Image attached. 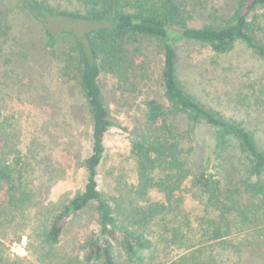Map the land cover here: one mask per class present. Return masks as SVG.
I'll use <instances>...</instances> for the list:
<instances>
[{
	"label": "trees",
	"instance_id": "trees-1",
	"mask_svg": "<svg viewBox=\"0 0 264 264\" xmlns=\"http://www.w3.org/2000/svg\"><path fill=\"white\" fill-rule=\"evenodd\" d=\"M51 1L20 0L31 17L41 23L47 45L56 50L62 34L70 38L58 76L65 75L67 81L75 82L89 115L90 150L81 160L86 181L74 195L49 202L42 210L44 203L37 196L33 180L42 168L41 153L47 146L41 140L28 149L12 144V116L4 113L0 96V228L16 230L17 225L14 228L12 223L30 219L40 245L39 264H73L68 254L57 253L56 245L69 220L92 208L97 219L81 234L78 264H154L153 258L146 260L143 255L153 247L149 223L165 209L172 218L163 227L160 225L161 235L172 234L169 246L184 238L180 223L173 224L181 219L185 195L202 202L204 212L197 215L196 231L199 241L208 246L225 242L233 227L240 230L245 222L261 220L253 214L262 208L255 199L264 203V135L244 120L224 114L187 86L176 43L201 42L223 55L241 40L264 60V12H259L264 9V0H236L223 21L201 24L194 22L188 2L181 0H70L73 8H61ZM2 14L0 11V30L6 28L2 34L9 37L12 26ZM59 20L84 24L86 28L55 27L52 21ZM150 51L160 57L157 82L161 90L144 100L140 126L130 129L120 125L131 134L130 153L137 174L130 190L136 199L122 209L100 189L105 136L115 122L99 78L105 72L115 75L123 85L132 83L130 76H139L135 74L139 70L137 57L141 66L145 65ZM4 54L1 47L0 57ZM207 127L212 129L213 141L210 153L198 165L195 152ZM152 190L162 194L165 201L148 203L147 195ZM139 199L144 204L138 203ZM30 215L38 220L32 222ZM116 245L127 255L123 263L115 253ZM195 246L186 247L187 253L171 264H209L206 248L195 250ZM0 264L36 263L18 255L11 260L0 253Z\"/></svg>",
	"mask_w": 264,
	"mask_h": 264
},
{
	"label": "rangeland",
	"instance_id": "rangeland-1",
	"mask_svg": "<svg viewBox=\"0 0 264 264\" xmlns=\"http://www.w3.org/2000/svg\"><path fill=\"white\" fill-rule=\"evenodd\" d=\"M181 1L185 4L188 2L192 8L196 24L223 21L236 3V0ZM51 2L61 8L75 7L70 0ZM0 11L12 26L9 37L2 34L6 28L0 30V48L5 52L0 57L1 104L4 113L12 116V127L15 129L12 144L28 149L32 143L37 144L41 140L47 146L41 153L42 168L37 170L33 180L37 196L44 203V210L47 203H57L84 187L86 176L81 160L90 150V119L75 82L67 81L65 75L58 76L66 58L64 52L69 50L70 38L62 34L56 50L47 45L41 23L31 17L20 0H0ZM259 12L262 14L264 9ZM52 24L55 27L68 25L76 30L86 28L84 24L67 20L52 21ZM182 41L176 43V47L187 86L196 89L205 101L224 114L244 120L251 129H258L264 135V60L241 40L236 42L231 52L223 55H217L201 42L183 44ZM150 54V60L142 66L137 57L139 70L135 74L141 77L138 76L139 80L130 76L129 82L132 83L123 85L115 75L105 72L99 78L105 102L115 122L105 136L106 149L99 174L100 189L113 205L119 203L122 209L132 198L136 199L130 190L137 182V174L135 160L130 153L131 134L120 125L130 129L140 126L144 119V100L158 95L161 90L157 82L160 57L156 51H150ZM203 133V142L195 152L198 165L210 153L213 141L211 128L207 127ZM197 199L189 194L183 198L181 219H177L173 225L180 223L179 230L185 236H181L176 244L169 246L170 232L161 235L165 221L172 218V214L165 209L155 214L148 229L153 247L143 251L146 260L151 257L154 264H171L174 259L187 253L189 249L186 247L196 243L193 249L206 248L204 253L208 254L209 264H264V203L261 200L255 199L262 208L253 214L260 216L261 220L245 222L240 230L233 227L225 242L209 247V243L200 242L197 235V215L204 212L202 202L199 203ZM147 200L152 205L165 201L163 195L154 190L148 193ZM139 202L144 204L140 199ZM30 216L32 222L38 220ZM96 219L92 208L71 218L60 243L56 245L57 253L68 254L73 264H78L81 234L83 230L93 227ZM30 221L26 219L18 224L12 223L14 228L17 225L16 230L9 226L0 228L1 254L11 260L16 255L26 257L39 264L40 245L36 243V233ZM20 233L23 235L17 239ZM11 238H14L13 241ZM181 240L182 245L179 244ZM115 253L123 263L127 255L122 247L116 245Z\"/></svg>",
	"mask_w": 264,
	"mask_h": 264
}]
</instances>
